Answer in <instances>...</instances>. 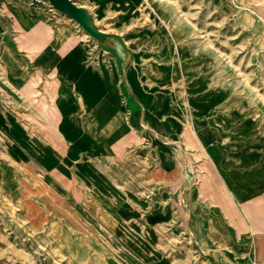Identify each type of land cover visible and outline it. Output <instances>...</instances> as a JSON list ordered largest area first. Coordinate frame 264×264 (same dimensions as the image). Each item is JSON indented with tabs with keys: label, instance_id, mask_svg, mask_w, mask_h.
<instances>
[{
	"label": "rangeland",
	"instance_id": "374dc122",
	"mask_svg": "<svg viewBox=\"0 0 264 264\" xmlns=\"http://www.w3.org/2000/svg\"><path fill=\"white\" fill-rule=\"evenodd\" d=\"M72 1L0 0V264H264V0Z\"/></svg>",
	"mask_w": 264,
	"mask_h": 264
},
{
	"label": "water",
	"instance_id": "95a60500",
	"mask_svg": "<svg viewBox=\"0 0 264 264\" xmlns=\"http://www.w3.org/2000/svg\"><path fill=\"white\" fill-rule=\"evenodd\" d=\"M49 1L56 7H60L67 10L74 17L79 19L81 18L80 13L72 0H49Z\"/></svg>",
	"mask_w": 264,
	"mask_h": 264
},
{
	"label": "bare ground",
	"instance_id": "6f19581e",
	"mask_svg": "<svg viewBox=\"0 0 264 264\" xmlns=\"http://www.w3.org/2000/svg\"><path fill=\"white\" fill-rule=\"evenodd\" d=\"M42 76V75H41ZM43 80V79H42ZM45 89H46V87H45ZM49 93H51V91H48ZM41 93H42V91H41ZM47 99H48V97H47ZM49 101V100H48ZM181 153V152H180ZM183 159V158H182Z\"/></svg>",
	"mask_w": 264,
	"mask_h": 264
}]
</instances>
